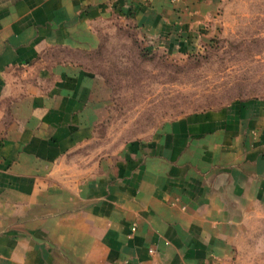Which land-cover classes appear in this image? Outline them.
Here are the masks:
<instances>
[{
    "label": "crops",
    "instance_id": "0c3cea01",
    "mask_svg": "<svg viewBox=\"0 0 264 264\" xmlns=\"http://www.w3.org/2000/svg\"><path fill=\"white\" fill-rule=\"evenodd\" d=\"M219 1L0 0V264H264V101L80 154L109 100L103 31L187 42Z\"/></svg>",
    "mask_w": 264,
    "mask_h": 264
},
{
    "label": "rangeland",
    "instance_id": "374dc122",
    "mask_svg": "<svg viewBox=\"0 0 264 264\" xmlns=\"http://www.w3.org/2000/svg\"><path fill=\"white\" fill-rule=\"evenodd\" d=\"M195 35L147 42L133 27L105 29L88 63L109 90L104 120L83 161L116 160L186 116L264 101V0H220Z\"/></svg>",
    "mask_w": 264,
    "mask_h": 264
},
{
    "label": "built area",
    "instance_id": "2783aa9c",
    "mask_svg": "<svg viewBox=\"0 0 264 264\" xmlns=\"http://www.w3.org/2000/svg\"><path fill=\"white\" fill-rule=\"evenodd\" d=\"M152 253V252H151Z\"/></svg>",
    "mask_w": 264,
    "mask_h": 264
}]
</instances>
